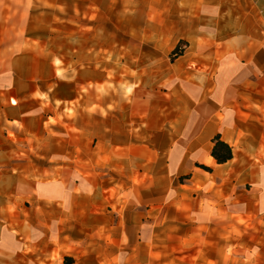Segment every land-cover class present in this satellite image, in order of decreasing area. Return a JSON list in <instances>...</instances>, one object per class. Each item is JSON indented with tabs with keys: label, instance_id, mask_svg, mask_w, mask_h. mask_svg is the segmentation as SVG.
<instances>
[{
	"label": "rangeland",
	"instance_id": "obj_1",
	"mask_svg": "<svg viewBox=\"0 0 264 264\" xmlns=\"http://www.w3.org/2000/svg\"><path fill=\"white\" fill-rule=\"evenodd\" d=\"M263 9L0 0V113L17 103L7 106L12 129L0 127V224L26 241L27 264H264V57L249 65L256 83H244L245 51L230 48L249 18L264 26ZM91 67L107 68L109 82L87 84ZM235 77L234 114L224 109ZM164 92L171 139L146 115L148 95ZM233 118L235 165L210 163L207 144L175 141Z\"/></svg>",
	"mask_w": 264,
	"mask_h": 264
},
{
	"label": "crops",
	"instance_id": "obj_2",
	"mask_svg": "<svg viewBox=\"0 0 264 264\" xmlns=\"http://www.w3.org/2000/svg\"><path fill=\"white\" fill-rule=\"evenodd\" d=\"M6 1V0H4ZM3 11L4 6H3ZM264 12V9L262 10ZM243 25L249 26V31H244L242 32V36H238L236 41H232V45L230 48H234L237 50H242L245 51V56L246 58L244 59V64L246 69H248L247 73L244 75L242 78V82L244 83H256L254 78L249 77V65L251 66H258L261 59L259 56L264 57V26L260 25L257 21H253L249 18L248 23H242ZM241 25V24H239ZM242 26V25H241ZM236 43L238 45H236ZM249 51H255V53L249 58ZM260 51L262 52L260 55ZM256 71V70H255ZM257 72V71H256ZM258 74V73H257ZM264 75V73H262ZM109 76L110 74L108 73L107 68H96V67H91L90 69L87 70V84L89 83H100L104 84L105 82H109ZM238 77H235V82L234 85L231 87L232 89L235 90L236 98L235 102L231 103V100L234 95H231L227 98L228 99V104L229 106H233V109L229 107V109H224L225 111L228 110L231 113H239V109L237 110L235 105H239V100H238V94L237 91H239L238 85L236 84L240 79H236ZM264 79V76H262ZM254 88V85L252 86ZM218 88V86H217ZM220 89V88H219ZM248 91V90H247ZM245 91V92H247ZM102 97V96H101ZM0 98H5V95L1 94ZM103 98V97H102ZM181 99V97H180ZM154 106H152L153 103ZM218 101V102H216ZM182 102L179 101V105L185 106L187 108V103L181 104ZM175 104V103H174ZM211 104L214 107L215 111H222V106L221 102L218 99H212ZM10 107H13L17 105V103H10L8 104ZM7 105V106H8ZM5 104L3 107H1V113H0V127L4 129H12V125L10 124L12 122V117L9 115V110L10 108L7 107ZM148 106L149 110H152L153 112L149 111L146 115L147 116H153L155 117L156 120V125L154 128L156 132L158 133H164L168 134L169 139L170 133H171V128H172V118H171V108H172V95L170 92H164L159 95H148ZM240 111H242L240 109ZM186 113L187 111H183ZM247 113L246 111H243ZM9 115V116H8ZM145 115V116H146ZM140 113L138 112H132L131 114V122L134 123L135 117H140ZM6 119V120H5ZM239 119H243L239 117ZM199 122L200 120H204V116L200 117L197 119ZM245 122H249L246 119H243ZM9 122V123H8ZM231 124L227 128L223 127L221 120H214L212 125L209 124H198L193 125L191 128H189L185 133H182V135H179L175 141L180 142V144H185L187 143L188 145H208V149L211 153L212 147L214 145V142H212V139L215 137L216 134H221V138L229 143L233 149V158L229 160L226 163L223 164H218L219 166H223L225 164H231L235 165L236 163H239L242 157V152L240 150H236L235 148V143L237 141L238 135L237 131L242 129L241 126L238 125L236 118H233L231 120ZM264 125V124H263ZM225 132H227V136H225ZM131 134H134V128L131 129ZM182 136V137H181ZM181 140V141H180ZM172 144V142H171ZM235 154H238V159L235 161ZM213 157L210 154V158ZM216 161V160H215ZM21 190L23 188L21 187ZM20 243V246L15 245L12 247L18 248L17 250H12L10 243ZM9 243V244H8ZM7 246V247H6ZM29 260V250H28V245L25 240L18 239V236L16 234H13L10 232V230L7 228L5 229L3 227V224H0V264H27Z\"/></svg>",
	"mask_w": 264,
	"mask_h": 264
},
{
	"label": "trees",
	"instance_id": "obj_3",
	"mask_svg": "<svg viewBox=\"0 0 264 264\" xmlns=\"http://www.w3.org/2000/svg\"><path fill=\"white\" fill-rule=\"evenodd\" d=\"M213 142L214 145L211 150V155L218 164L226 163L233 158V149L229 143L221 138V134H216L213 138ZM199 166L205 168L208 171L212 170L210 167L204 165Z\"/></svg>",
	"mask_w": 264,
	"mask_h": 264
},
{
	"label": "bare ground",
	"instance_id": "obj_4",
	"mask_svg": "<svg viewBox=\"0 0 264 264\" xmlns=\"http://www.w3.org/2000/svg\"><path fill=\"white\" fill-rule=\"evenodd\" d=\"M238 159V154H235V161ZM199 160H202V158L200 157ZM210 163H214L215 162V159L213 157L210 158L209 160Z\"/></svg>",
	"mask_w": 264,
	"mask_h": 264
}]
</instances>
